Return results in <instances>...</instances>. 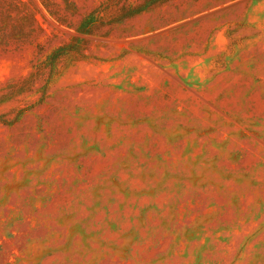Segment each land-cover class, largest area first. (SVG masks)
I'll use <instances>...</instances> for the list:
<instances>
[{
	"label": "rangeland",
	"instance_id": "rangeland-1",
	"mask_svg": "<svg viewBox=\"0 0 264 264\" xmlns=\"http://www.w3.org/2000/svg\"><path fill=\"white\" fill-rule=\"evenodd\" d=\"M0 264H264V0H0Z\"/></svg>",
	"mask_w": 264,
	"mask_h": 264
}]
</instances>
